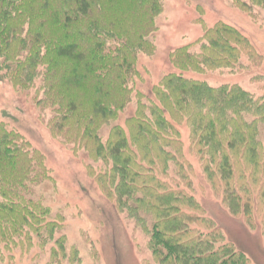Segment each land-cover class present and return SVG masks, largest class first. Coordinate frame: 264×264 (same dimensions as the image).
I'll list each match as a JSON object with an SVG mask.
<instances>
[{"label": "trees", "instance_id": "1", "mask_svg": "<svg viewBox=\"0 0 264 264\" xmlns=\"http://www.w3.org/2000/svg\"><path fill=\"white\" fill-rule=\"evenodd\" d=\"M232 3L260 20L264 0ZM163 10V0H0V79L35 89L41 119L75 155L85 152L88 175L147 234L158 264H255L196 197L179 129L189 128L190 151L224 207L264 234V93L187 74L261 65L250 39L225 21L205 27L195 44L171 53L175 71L151 94L137 92L135 113L119 122L133 100L140 52H155ZM46 180L45 155L0 120V260L3 251L11 259L50 244L45 264H79L61 233L63 215L33 195Z\"/></svg>", "mask_w": 264, "mask_h": 264}, {"label": "rangeland", "instance_id": "2", "mask_svg": "<svg viewBox=\"0 0 264 264\" xmlns=\"http://www.w3.org/2000/svg\"><path fill=\"white\" fill-rule=\"evenodd\" d=\"M164 10L157 18L158 30L152 36L155 52H140L134 80L132 102L122 112L120 123L135 113L137 92L151 94L152 87L166 74L175 71L171 53L183 45L195 44L205 34V27L218 21L236 26L264 57V10L256 8L260 20L233 5L232 0H163ZM200 44L192 46L199 49ZM242 58V57H241ZM241 61L248 64L244 56ZM189 76L218 86L239 83L261 95L264 93V60L261 65L231 70L222 68ZM261 76V78H260ZM35 89H16L7 79H0V120L20 131L31 144L45 155L52 180L34 187L33 195L50 206L53 213L65 219L61 233L66 246L79 254V264H158L148 247V236L135 223L119 213L113 202L100 191L86 169L88 157L81 151L75 155L67 143L55 137L41 119L35 103ZM48 116V115H47ZM259 137L264 141V122L259 124ZM185 143L186 157L193 163L194 192L206 214L222 229L228 241L244 250L255 264H264L262 226L251 229L241 218L232 216L214 194L202 174L200 162L190 151L189 128L179 126ZM108 127L103 129L106 134ZM50 244L44 251L34 245L30 252L18 249L13 258L8 252L0 264H45L50 258Z\"/></svg>", "mask_w": 264, "mask_h": 264}]
</instances>
